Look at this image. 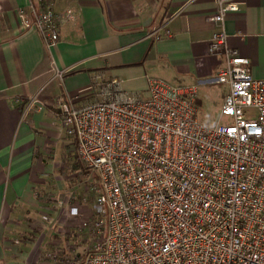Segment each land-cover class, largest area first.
<instances>
[{"label":"built area","instance_id":"obj_1","mask_svg":"<svg viewBox=\"0 0 264 264\" xmlns=\"http://www.w3.org/2000/svg\"><path fill=\"white\" fill-rule=\"evenodd\" d=\"M216 1L209 52L224 64L211 84L228 86L217 124L199 119L198 85L158 77L147 98L114 78L97 83L85 104L56 99L80 161L98 176L93 213L80 222L90 242L64 264H264V78L227 43L224 18L238 1ZM20 17L47 47L59 40L64 15L52 0ZM150 35L172 33L165 23ZM70 214L80 212L71 206Z\"/></svg>","mask_w":264,"mask_h":264},{"label":"crops","instance_id":"obj_2","mask_svg":"<svg viewBox=\"0 0 264 264\" xmlns=\"http://www.w3.org/2000/svg\"><path fill=\"white\" fill-rule=\"evenodd\" d=\"M237 1L239 10L224 18L227 43L250 60L254 77L264 78V0ZM52 2L64 18L59 40L47 47L20 17L37 0H0V264H57L50 254L57 237L69 231L67 212L87 206L55 195L66 178L56 176L54 160L65 128L57 98L85 104L94 99L97 83L114 78L140 98L149 97L150 77L199 89L219 85L221 105L228 91L225 84H211L224 64L222 55L209 52L216 0ZM165 23L172 36L150 35ZM71 146L77 161L76 144Z\"/></svg>","mask_w":264,"mask_h":264},{"label":"rangeland","instance_id":"obj_3","mask_svg":"<svg viewBox=\"0 0 264 264\" xmlns=\"http://www.w3.org/2000/svg\"><path fill=\"white\" fill-rule=\"evenodd\" d=\"M199 91V119L203 123L213 126L217 124L221 118L222 88H220L219 85H213L210 87H200ZM222 120L225 121L226 118L222 117ZM62 126L64 127V125ZM64 129L61 128V135H63V137L56 140L54 160L59 164L56 176L65 174L66 178L64 179V190H59L57 188L55 195L57 199L60 200L66 196L68 204H73L74 201H81L87 206L78 205L80 211L79 216H74L67 212V226H69V231L62 232V234L57 237L58 241L52 248L54 250L53 253H57V264H64L63 261H65L66 257H73L76 254L83 255L90 239H88L87 233L80 226V222L85 218L82 217V212L88 211L91 214L93 213L92 204L98 194V184L96 178L93 176V172L84 167L78 155H76L77 161H75L74 151L71 146V144H76L75 138L67 133L66 128ZM65 132L67 137H65ZM67 143L70 144L69 147L66 146Z\"/></svg>","mask_w":264,"mask_h":264},{"label":"trees","instance_id":"obj_4","mask_svg":"<svg viewBox=\"0 0 264 264\" xmlns=\"http://www.w3.org/2000/svg\"><path fill=\"white\" fill-rule=\"evenodd\" d=\"M197 104H198V107H199V104H200V99H198L197 101ZM78 155V154H77ZM81 162V161H80ZM82 163V162H81ZM87 171V170H86ZM93 176L96 178V180L98 179V176L96 174L93 173Z\"/></svg>","mask_w":264,"mask_h":264}]
</instances>
